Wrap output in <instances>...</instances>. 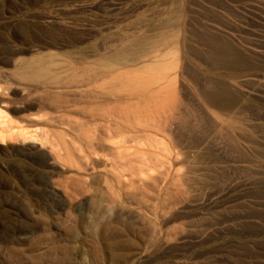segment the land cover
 <instances>
[{
  "label": "rangeland",
  "instance_id": "rangeland-1",
  "mask_svg": "<svg viewBox=\"0 0 264 264\" xmlns=\"http://www.w3.org/2000/svg\"><path fill=\"white\" fill-rule=\"evenodd\" d=\"M0 264H264V0H0Z\"/></svg>",
  "mask_w": 264,
  "mask_h": 264
},
{
  "label": "bare ground",
  "instance_id": "bare-ground-1",
  "mask_svg": "<svg viewBox=\"0 0 264 264\" xmlns=\"http://www.w3.org/2000/svg\"><path fill=\"white\" fill-rule=\"evenodd\" d=\"M162 147V146H161ZM166 148V147H165ZM139 162V161H138ZM164 163V162H163ZM158 166V165H157ZM132 167V166H131ZM136 168V167H135ZM134 170V169H133ZM135 171H136V169H135ZM158 178V177H157Z\"/></svg>",
  "mask_w": 264,
  "mask_h": 264
}]
</instances>
